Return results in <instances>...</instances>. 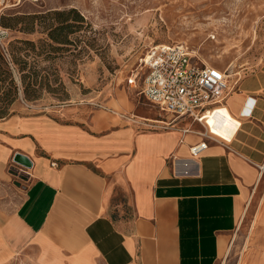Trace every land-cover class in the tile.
I'll list each match as a JSON object with an SVG mask.
<instances>
[{"label":"crops","instance_id":"0c3cea01","mask_svg":"<svg viewBox=\"0 0 264 264\" xmlns=\"http://www.w3.org/2000/svg\"><path fill=\"white\" fill-rule=\"evenodd\" d=\"M223 104L207 129L230 141L198 157L188 119L142 129L126 116L151 117L106 107L0 118V184L16 152L32 161L15 210H0V258L27 248L44 264H221L264 170V65Z\"/></svg>","mask_w":264,"mask_h":264},{"label":"rangeland","instance_id":"374dc122","mask_svg":"<svg viewBox=\"0 0 264 264\" xmlns=\"http://www.w3.org/2000/svg\"><path fill=\"white\" fill-rule=\"evenodd\" d=\"M71 8L84 22L68 35L70 43L51 51L50 57L40 55L37 62L26 57V70L35 68L48 80L47 86H39L36 98L26 99L9 43L47 38L46 27L53 20L46 13ZM3 13L10 26L6 52L0 47V54L18 85L11 104L14 112L70 111L87 116L101 109L112 114L102 108L106 107L115 116L163 118L137 88L123 81L124 64L156 44H186L202 63L240 79L264 65V0H8ZM33 15L45 17L32 21ZM29 21L34 23L32 30L23 29ZM116 99L124 108L108 103ZM5 171L8 185L0 184V210L11 212L24 182ZM0 264L44 263L25 248L0 258ZM221 264H264V170Z\"/></svg>","mask_w":264,"mask_h":264},{"label":"built area","instance_id":"2783aa9c","mask_svg":"<svg viewBox=\"0 0 264 264\" xmlns=\"http://www.w3.org/2000/svg\"><path fill=\"white\" fill-rule=\"evenodd\" d=\"M7 1L0 0V15ZM8 37L9 28L0 23V47L5 52ZM124 68V83L137 88L163 117L126 116L142 129L167 128L181 119L198 124V131L192 126L181 129L182 134L195 133L200 137L198 142L189 146L191 157L202 154L210 140L230 141L212 134L207 129V118L217 106H225L223 101L238 87L239 76L202 63L183 43L153 45L139 53L132 62L125 63ZM30 168L15 162L13 157L6 166L8 174L24 184L31 177Z\"/></svg>","mask_w":264,"mask_h":264},{"label":"trees","instance_id":"16d2710c","mask_svg":"<svg viewBox=\"0 0 264 264\" xmlns=\"http://www.w3.org/2000/svg\"><path fill=\"white\" fill-rule=\"evenodd\" d=\"M50 14L53 20L47 29V38L38 39L34 42L29 39H15L9 43V55L12 63L16 66L19 72V80L22 85L24 97L36 98V91L39 86H47L48 80L39 74L35 68L26 70L28 60L26 57L31 56L33 62H37L40 55L50 57L51 51L60 50L70 43L68 35L77 31L83 25L82 15L74 8L69 11H51ZM45 15L30 16V20L43 18ZM29 21L23 27L25 30H32L34 23ZM0 23L4 27H9L10 24L5 20L4 13L0 15ZM18 85L13 77L12 69L4 61L0 54V118H4L14 111H11V104L17 97Z\"/></svg>","mask_w":264,"mask_h":264},{"label":"water","instance_id":"95a60500","mask_svg":"<svg viewBox=\"0 0 264 264\" xmlns=\"http://www.w3.org/2000/svg\"><path fill=\"white\" fill-rule=\"evenodd\" d=\"M13 160L23 166H28L31 167L32 166V161L30 160V158L28 156H26L23 153L20 152H16L13 156Z\"/></svg>","mask_w":264,"mask_h":264},{"label":"bare ground","instance_id":"6f19581e","mask_svg":"<svg viewBox=\"0 0 264 264\" xmlns=\"http://www.w3.org/2000/svg\"><path fill=\"white\" fill-rule=\"evenodd\" d=\"M18 3H19V1H18ZM21 3V2H20ZM217 107H220V106H217Z\"/></svg>","mask_w":264,"mask_h":264}]
</instances>
